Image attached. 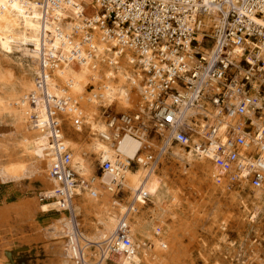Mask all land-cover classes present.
Returning <instances> with one entry per match:
<instances>
[{
    "label": "bare ground",
    "instance_id": "bare-ground-1",
    "mask_svg": "<svg viewBox=\"0 0 264 264\" xmlns=\"http://www.w3.org/2000/svg\"><path fill=\"white\" fill-rule=\"evenodd\" d=\"M56 1L0 0V59L10 58L14 51L27 59L18 76L6 73L0 77V118L6 116L12 124L0 147V184H27L16 202L0 205V264H35L20 261L25 255L18 247L27 238L15 239L20 229L10 222L12 213L20 226L32 232L27 241L36 254L42 253V244L63 247L61 264H77L78 260L107 264L119 223L128 226L133 252L112 256L113 264H193L191 249L201 247L202 233L223 231L233 220V210L246 207L244 201L238 203L241 191L253 189L246 173L233 179V170L214 166L215 138L224 141L223 132L235 128L238 119L218 118L205 152L198 149L205 142L203 122L192 125L188 146H171L170 129L157 123L146 129L161 91L158 76L147 74L138 53L120 45L117 25L108 31V16L101 13L99 0ZM85 7H92V16L85 17ZM203 23L212 31V21L205 18ZM201 38L199 34L197 39ZM200 51L205 57L211 55L210 50ZM241 51L236 49V60ZM40 63L45 65L44 80L38 85L35 75ZM4 84L8 90H3ZM175 88L184 95L180 87ZM101 107L110 108L108 121L99 120ZM185 107L184 103L180 108L182 121L190 126L186 118L193 111ZM52 119L59 124L56 135L46 130ZM153 128L155 134H151ZM249 132L252 135L253 130ZM58 142L68 149L71 166L87 182L76 189L67 210L55 202L57 183L49 175ZM89 148L101 162L110 161L113 171L95 177ZM251 150L253 145L247 151ZM131 161L139 166L134 173L129 171ZM160 184L164 193L149 202L146 192L153 193ZM121 191L124 198L120 200ZM249 202L252 220L264 196L251 197ZM205 223L214 228L205 229Z\"/></svg>",
    "mask_w": 264,
    "mask_h": 264
},
{
    "label": "built area",
    "instance_id": "built-area-1",
    "mask_svg": "<svg viewBox=\"0 0 264 264\" xmlns=\"http://www.w3.org/2000/svg\"><path fill=\"white\" fill-rule=\"evenodd\" d=\"M99 2L101 13L108 16V31L113 24L117 25L120 45L138 53L140 66L147 74L158 76L161 91L155 102L156 109L150 111V120L170 129L173 132L171 143L183 148L190 143L192 125L203 122L205 142L198 149L205 152L211 146L218 118L238 119L235 128L227 127L223 132L224 141L215 138L214 166L233 170V179L246 173L253 189H264V0ZM205 18L212 21V31L205 29ZM199 34L202 35L200 40L197 39ZM201 49L210 50L211 55L205 57ZM236 49H242L238 60L234 58ZM50 58L48 54L47 59ZM78 59L80 57L75 59L77 63ZM44 66L40 63L35 75L38 85L44 80ZM175 86L185 92L183 96ZM184 103L186 109L193 111L186 118L191 121L190 126L182 121L180 108ZM199 109L204 113H198ZM207 113H214L216 117L210 119ZM252 119L259 124L253 125ZM48 125L47 132L56 135L57 120L52 119ZM251 129L253 132L249 135ZM252 145L254 150L247 151ZM55 150L49 175L57 183L55 202L59 209L67 210L76 189H82L87 182L71 166V155L61 142ZM130 163L129 167L135 162ZM100 168L103 172L114 169L108 160L101 162ZM132 252L128 226L119 223L108 253L118 256Z\"/></svg>",
    "mask_w": 264,
    "mask_h": 264
},
{
    "label": "rangeland",
    "instance_id": "rangeland-1",
    "mask_svg": "<svg viewBox=\"0 0 264 264\" xmlns=\"http://www.w3.org/2000/svg\"><path fill=\"white\" fill-rule=\"evenodd\" d=\"M85 17H90L94 13L92 7H85ZM22 54V52H21ZM21 56L19 52L14 51V53L10 56V58L2 57L0 59V77L6 75V73H11L14 77L18 76L21 72L24 71L23 64L26 61V55L22 54ZM21 57L23 59H21ZM3 67V68H2ZM3 90H8V85H2ZM99 116L100 121H108L112 117V112L110 108L101 107L99 109ZM102 118V119H101ZM113 119V118H112ZM148 127L146 129H152L154 123L150 120L148 123ZM125 128H128V125L123 123ZM12 128L11 120L3 116L0 118V147L5 142L6 136L10 134V130ZM119 134H121V128H119ZM139 129V128H138ZM151 134H155L156 128H153ZM115 137H113V140ZM160 141V140H159ZM158 141V143H159ZM152 142L157 144V140L155 138L152 139ZM171 146L175 148H179V146L175 143H170ZM88 156L89 162L91 163L94 176L100 177L103 173L102 169L100 168V160L99 158L95 157L92 148L88 149ZM169 162V161H167ZM168 166H171L168 163ZM139 169V166L136 163H133L131 167H129V171L134 173L136 170ZM176 171V170H175ZM161 183V182H160ZM157 188L153 193L146 192V197L149 202L157 199L159 193H164L162 191V184ZM27 184L15 185L13 183L7 184H0V205L2 204H13L16 202L21 192L26 188ZM162 187V188H161ZM251 188H244L240 195L242 196L241 201L245 202V206H238L232 212V219L223 229V231H218L211 226L210 223H205V229L213 230V234H208L205 231L199 237L201 242V247L196 248L194 247L191 249L192 251V261L193 264H264V202H260L261 210L259 214L251 220L252 216V207L253 205L250 204L249 200L251 197L258 198L259 196H264V189L260 191H255ZM246 190V191H245ZM161 191V192H160ZM212 191V192H211ZM253 191V193H252ZM208 195H213V190L209 188ZM165 198L166 195H162L161 198ZM212 197V196H211ZM248 197V198H246ZM124 198V192L121 191L118 194V199ZM168 199L167 197L165 200ZM248 199V201H247ZM175 204V203H174ZM241 205V204H239ZM247 209V211H245ZM244 211V212H243ZM247 212V213H246ZM245 213V214H244ZM13 215V217H12ZM180 216V214H178ZM10 222H14L17 225V229H20L15 236V239L19 237L27 238V240H31L32 238L29 237L32 234L31 231H28L26 228H23V225H19L18 221L14 218V214L10 215ZM14 219V220H13ZM236 219V220H235ZM241 223H239V222ZM232 222V224H231ZM235 222V223H234ZM234 224V225H233ZM245 224V225H244ZM243 225V226H242ZM206 226H208L206 228ZM210 226V227H209ZM90 232V231H89ZM23 233V234H22ZM1 235V237L6 236ZM21 244L19 248V253L25 255L24 257L20 258L21 261L24 259L27 263H35V264H61V259L63 260L64 249L62 246H56L53 243L42 244L40 247L42 249L41 254H36L34 248L29 245L28 241ZM6 240L5 242H8ZM164 245V244H163ZM23 247H26L25 251H21ZM12 247L10 246L5 248V250H10ZM198 249V250H197ZM31 251V252H30ZM194 253V254H193ZM112 257V256H111ZM108 258L107 264H113V259Z\"/></svg>",
    "mask_w": 264,
    "mask_h": 264
},
{
    "label": "water",
    "instance_id": "water-1",
    "mask_svg": "<svg viewBox=\"0 0 264 264\" xmlns=\"http://www.w3.org/2000/svg\"><path fill=\"white\" fill-rule=\"evenodd\" d=\"M26 250V247H23L22 249H21V251H25ZM20 261H21V259H20Z\"/></svg>",
    "mask_w": 264,
    "mask_h": 264
}]
</instances>
